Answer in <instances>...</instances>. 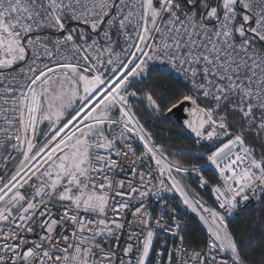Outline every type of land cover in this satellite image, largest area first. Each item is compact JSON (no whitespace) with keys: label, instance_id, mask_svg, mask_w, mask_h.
Wrapping results in <instances>:
<instances>
[{"label":"snow or ice","instance_id":"1","mask_svg":"<svg viewBox=\"0 0 264 264\" xmlns=\"http://www.w3.org/2000/svg\"><path fill=\"white\" fill-rule=\"evenodd\" d=\"M0 264H264V0H0Z\"/></svg>","mask_w":264,"mask_h":264},{"label":"trees","instance_id":"2","mask_svg":"<svg viewBox=\"0 0 264 264\" xmlns=\"http://www.w3.org/2000/svg\"><path fill=\"white\" fill-rule=\"evenodd\" d=\"M177 133H176V131L174 130L173 132H172V135L173 136H175ZM165 135H168V133H165ZM189 227L190 228H192V229H194V235H197L198 233H199V228L196 226V222H195V220L193 219V222H192V224H190L189 225Z\"/></svg>","mask_w":264,"mask_h":264}]
</instances>
